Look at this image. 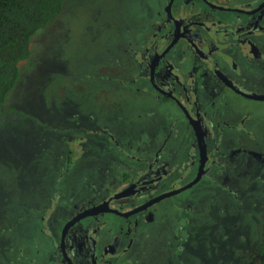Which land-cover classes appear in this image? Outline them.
<instances>
[{
	"label": "rangeland",
	"instance_id": "1",
	"mask_svg": "<svg viewBox=\"0 0 264 264\" xmlns=\"http://www.w3.org/2000/svg\"><path fill=\"white\" fill-rule=\"evenodd\" d=\"M158 9L157 0H66L56 20L32 38L31 57L21 63L20 81L5 104L10 111L0 115V264H55L48 242L52 226L57 234L87 203L109 197L112 186L122 190L130 178L156 177L154 151L163 145L174 151L169 161L159 158V165L168 164L163 172L174 167L164 190L193 178L182 173L194 153L198 158L189 123L174 103L161 105L140 89L142 44L157 33L148 28ZM257 66L260 85L248 81V88L264 95V64ZM204 77L209 86L198 102L206 114L221 113L219 128L208 135L221 132L224 139L212 152L225 159L213 154L201 185L158 202L153 215L131 219L137 243L120 264H134L137 246L136 264H166L173 249L175 264H258L254 254L264 244V101ZM246 77L258 80L251 72ZM225 125L241 127L237 132ZM114 222L134 227L119 217ZM187 226L191 238L179 239ZM202 227L203 241L197 234Z\"/></svg>",
	"mask_w": 264,
	"mask_h": 264
},
{
	"label": "flooded vegetation",
	"instance_id": "2",
	"mask_svg": "<svg viewBox=\"0 0 264 264\" xmlns=\"http://www.w3.org/2000/svg\"><path fill=\"white\" fill-rule=\"evenodd\" d=\"M157 5L159 9L155 14L156 17L152 23L151 19H148L151 25L147 27L148 31H152L153 28L157 33L152 37V41L146 38L142 44L147 47L140 61L142 66V70L139 69L142 76L139 81L140 89L145 93L156 95V100L161 105L174 103L183 113L195 138L193 146L198 148V158L194 153L195 159L191 160L193 163L189 165L191 167L182 172L186 175L183 179H186L188 172L193 173L194 176L189 179L190 181H184L173 190H164L166 186L164 181L167 180V175L172 176L174 167L171 168L172 171L163 172L164 166L168 164L159 165L161 161L159 158L163 157V160L169 161L166 157L174 151L168 144L163 145L159 151L155 150L152 167L158 170L154 174L160 172L156 177L148 179L139 175L138 179L130 178L128 185L122 190L119 185L112 186L114 189L109 193V197L102 201L95 199L92 203H87L80 210L81 212L77 211L76 216L65 219L63 227L58 228L57 234L52 226L54 237H50L48 242L55 264H120L119 259L126 258V253L129 254L137 243L134 241L137 236V223L134 224V220L131 219L147 213L153 215L155 210L152 211L154 209L152 206L130 217H124L122 213L131 212L165 193L188 186L199 173L201 152L189 115L202 128L203 145L208 157L204 176L190 189L202 184L203 179L209 175L211 159L218 155V151H212L214 148L217 149L224 139L221 132L218 131V135L215 132L219 128L216 123L222 118L221 113L213 111L206 114L198 102L200 91L205 92L209 86V81H206L204 75L214 77L213 80L222 88L246 99L248 98L244 94H252L248 88L252 87L249 82L260 85L262 77L257 70L261 66L257 65L264 64V0H157ZM154 23L157 27L153 25ZM250 72L258 77L257 81L252 82L246 77ZM133 82L138 83L134 80ZM244 122L243 120L240 124ZM214 126L216 135L211 138L208 132L210 133ZM240 127L241 125L236 129L228 125L224 128L238 132ZM216 136L218 143L214 141ZM228 139L226 140L229 143ZM218 157L225 159L220 154ZM191 161L190 158L187 160L189 163ZM196 161L199 163L195 173L193 169ZM183 162L181 160L180 163ZM178 164L174 165L177 167ZM146 192L152 193L145 195ZM122 193H125V196L116 198ZM139 198L141 201L137 203ZM99 206L102 208L96 209ZM93 209L96 210L92 215L81 217L79 221L73 223L77 216ZM107 217L109 220L106 219ZM115 217L133 222L134 227L115 223ZM186 228L187 231L181 234L179 239L188 241L193 230L190 231L188 226ZM206 231L207 227H202V231L197 234L201 236ZM201 240H204L203 236ZM182 242L180 241V244ZM204 250L205 248L200 249L202 252ZM139 251L140 247L137 246L131 254L134 264L137 263ZM173 251L169 253L166 264H175V250ZM188 252L192 254L190 248ZM156 257L162 259L159 255Z\"/></svg>",
	"mask_w": 264,
	"mask_h": 264
},
{
	"label": "trees",
	"instance_id": "3",
	"mask_svg": "<svg viewBox=\"0 0 264 264\" xmlns=\"http://www.w3.org/2000/svg\"><path fill=\"white\" fill-rule=\"evenodd\" d=\"M65 2L0 0V115L10 111L5 109V104L20 81L21 63L31 57L32 38L56 20ZM254 257L258 264H264V244L258 247Z\"/></svg>",
	"mask_w": 264,
	"mask_h": 264
},
{
	"label": "water",
	"instance_id": "4",
	"mask_svg": "<svg viewBox=\"0 0 264 264\" xmlns=\"http://www.w3.org/2000/svg\"><path fill=\"white\" fill-rule=\"evenodd\" d=\"M248 99H251V100H255V101H259V102H263L264 101V95H247V94H244ZM189 115V114H188ZM189 120H190V123L192 125V128L194 129V132L197 136V140H198V144H199V148H200V152H201V163H200V170H199V173L196 177V179L190 183L188 186L184 187V188H181V189H178V190H174V191H170L168 193H165L149 202H147L146 204H144L143 206L141 207H138L136 209H134L133 211L131 212H128V213H122V215L124 217H130L132 215H135L137 213H140L142 211H145L146 209L154 206L155 204H157L158 202H161L167 198H170V197H173V196H176L190 188H192L195 184H197L200 179L204 176L205 174V166H206V163H207V160H208V157H207V152H206V149L203 145V140H204V134H203V131H202V128L199 126L198 122L195 121V119H193L191 117V115H189ZM121 196H125V193H122L121 195H119L118 197L116 198H120ZM102 208V206H99L97 207L96 209H100ZM96 209H93V210H89V211H86L84 212V214L80 215V216H77L73 223L79 221L81 219V217H87V216H90L92 215V213L96 210Z\"/></svg>",
	"mask_w": 264,
	"mask_h": 264
}]
</instances>
